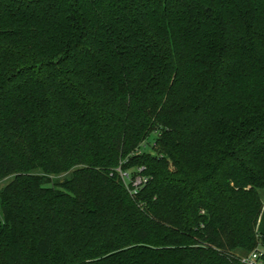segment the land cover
I'll return each instance as SVG.
<instances>
[{"label":"trees","instance_id":"16d2710c","mask_svg":"<svg viewBox=\"0 0 264 264\" xmlns=\"http://www.w3.org/2000/svg\"><path fill=\"white\" fill-rule=\"evenodd\" d=\"M8 177L0 264H264V0H0Z\"/></svg>","mask_w":264,"mask_h":264},{"label":"rangeland","instance_id":"374dc122","mask_svg":"<svg viewBox=\"0 0 264 264\" xmlns=\"http://www.w3.org/2000/svg\"><path fill=\"white\" fill-rule=\"evenodd\" d=\"M154 133H152L149 137H148V141H149V144H152V142L154 141ZM144 150L148 151V152H153V149L152 147H150V145H145L144 147ZM70 172H66V173H61V174H58V175H52L51 177L54 179V180H62L64 177H67L69 176ZM11 177H8L6 178L5 180H2L0 181V188L5 185L9 180H10ZM261 193V196L262 198H264V188L260 191ZM2 218L1 216V212H0V219ZM240 253V251H239Z\"/></svg>","mask_w":264,"mask_h":264},{"label":"built area","instance_id":"2783aa9c","mask_svg":"<svg viewBox=\"0 0 264 264\" xmlns=\"http://www.w3.org/2000/svg\"><path fill=\"white\" fill-rule=\"evenodd\" d=\"M124 175V174H123ZM142 181L140 176L136 177L134 180V185H139ZM263 250L258 249L250 252L248 255L242 256L241 261L245 264H257L259 257L262 255Z\"/></svg>","mask_w":264,"mask_h":264}]
</instances>
